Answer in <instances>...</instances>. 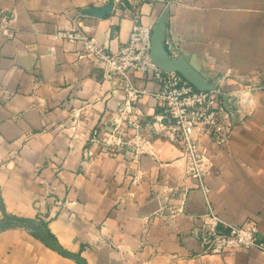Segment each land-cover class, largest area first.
<instances>
[{
	"label": "crops",
	"instance_id": "obj_1",
	"mask_svg": "<svg viewBox=\"0 0 264 264\" xmlns=\"http://www.w3.org/2000/svg\"><path fill=\"white\" fill-rule=\"evenodd\" d=\"M107 2L0 0L12 32L0 33V264H264L256 250L203 253L195 230L206 196L161 129L167 113L153 75L131 73L147 91L129 108L144 143L129 126L126 143L105 149L99 143L129 96L125 82L57 38L78 20L116 52L136 19L152 31L167 10L170 55L249 100L246 109L229 100L226 143L200 141L213 209L230 224L258 226L264 244V0H114L104 18L85 13ZM10 219L44 226L50 241Z\"/></svg>",
	"mask_w": 264,
	"mask_h": 264
},
{
	"label": "built area",
	"instance_id": "obj_2",
	"mask_svg": "<svg viewBox=\"0 0 264 264\" xmlns=\"http://www.w3.org/2000/svg\"><path fill=\"white\" fill-rule=\"evenodd\" d=\"M9 29L5 21H0V33L11 37ZM151 36V29L136 19L128 42L115 52L88 34L78 20H73L70 28L57 33V38L79 47L80 60L102 66L108 79L125 82L129 96L114 116L112 130L106 134L107 140L104 141L109 146L126 143L129 126L134 128L136 142L144 143L138 132L141 128L139 114H131L130 109L147 91L134 84L131 73H151L158 82L159 88L153 97L167 113V122H162L161 129L171 141L180 145L183 158L187 160L188 175L196 180L206 196L207 211L199 217L203 224L195 230L201 236L203 253L232 255L241 249L264 252V244L258 239V226L253 223L230 224L213 209L206 183L212 164L206 158L200 141L201 137L214 140L219 145L228 141L235 115L228 102L235 98L240 108L246 109L249 100L245 92L226 94L219 88L199 90L179 73L162 71L151 58Z\"/></svg>",
	"mask_w": 264,
	"mask_h": 264
},
{
	"label": "water",
	"instance_id": "obj_3",
	"mask_svg": "<svg viewBox=\"0 0 264 264\" xmlns=\"http://www.w3.org/2000/svg\"><path fill=\"white\" fill-rule=\"evenodd\" d=\"M166 1V0H163ZM114 8V0H108L107 4L103 8H92L87 10L85 13L87 15H93L98 18H104L107 14L112 13ZM166 14L167 10L163 13L160 19L157 21L156 25L152 30L151 36V58L154 64L164 72L172 73L176 72L182 75L186 80H188L197 89L203 91H212L218 88L217 84H212L208 82L206 77L194 70L190 65L189 57L173 58L165 47V30H166ZM10 225L22 226L25 228H31L34 233H36L40 238H48V232L44 226L27 220H15L10 219L8 222ZM259 241L263 240L262 236H258Z\"/></svg>",
	"mask_w": 264,
	"mask_h": 264
},
{
	"label": "rangeland",
	"instance_id": "obj_4",
	"mask_svg": "<svg viewBox=\"0 0 264 264\" xmlns=\"http://www.w3.org/2000/svg\"><path fill=\"white\" fill-rule=\"evenodd\" d=\"M99 144H101V145H99V146H101V147H103V148H108V144L106 143V141H101V143H99ZM88 154V156L90 157V156H92V154H90V151L87 153Z\"/></svg>",
	"mask_w": 264,
	"mask_h": 264
}]
</instances>
